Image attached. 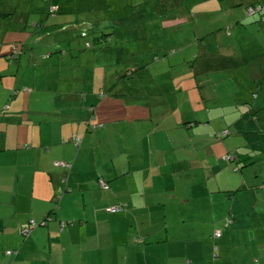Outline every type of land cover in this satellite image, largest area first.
<instances>
[{"label": "crops", "instance_id": "crops-1", "mask_svg": "<svg viewBox=\"0 0 264 264\" xmlns=\"http://www.w3.org/2000/svg\"><path fill=\"white\" fill-rule=\"evenodd\" d=\"M52 1L67 5V0ZM257 1L246 0L245 4ZM16 12L23 13L12 7L6 14ZM179 16L181 19L170 27L181 26L186 15ZM53 25V20L47 25L42 21L31 24L25 17L15 28H7L4 21L0 28L5 53L12 52L14 44L20 49L12 59L16 70L9 73L8 80L0 69V264H264V217L240 220V211L233 213L235 196L229 194L234 191L232 174L211 182V190L229 194L224 202L222 193L216 191L210 207L191 203L181 209L178 198L193 197V187H184L185 182L201 180L202 170L216 178L223 166L219 168L217 156L204 159L194 146L197 142L190 143L194 148L185 151L180 142L159 134L171 129L180 132L184 122L179 116L171 117L168 100L164 104L161 94L156 93L154 99L149 90L153 79H148L141 90H130L129 96L116 92L102 99L94 90H75L80 88L75 81L83 77L77 78L82 75L74 70L64 75L42 73L49 66L73 68L67 61L73 46L64 48L65 54L60 56L64 62L51 55L49 45L46 51L40 48L30 50L26 58L21 55V46L30 35L61 28ZM231 28L233 37L241 34L245 39L248 28L236 23ZM78 32L82 36L83 31ZM93 53L96 56L97 50ZM1 62L5 64L3 59ZM29 68L33 70L30 77ZM27 77L28 84L21 87ZM170 102L176 104L177 100ZM125 108L140 109V137L130 135L131 127L120 113ZM160 110L156 123L152 114ZM152 133L160 137L152 139ZM75 136L81 138L77 147L72 143ZM213 144H218L217 140ZM101 176L107 181L104 188L97 185ZM119 202L127 203V208L106 211ZM210 209L206 221L223 222L224 228L235 221L246 224L247 237L256 246L244 244L246 254L238 248L235 256L226 257L220 252L234 249L231 244L236 230H220L218 237L213 233L211 240L220 246L216 253V244H205L195 228L192 232L184 230L186 224L202 220L198 213ZM30 219L42 223L21 236L20 229ZM61 221L72 224L60 228ZM252 247L255 249L249 250ZM8 250L11 254L6 255Z\"/></svg>", "mask_w": 264, "mask_h": 264}, {"label": "rangeland", "instance_id": "rangeland-1", "mask_svg": "<svg viewBox=\"0 0 264 264\" xmlns=\"http://www.w3.org/2000/svg\"><path fill=\"white\" fill-rule=\"evenodd\" d=\"M245 1L67 0L65 5L52 0H0V28L2 21L7 28H15L24 22L25 17H29V23L38 25L40 21L47 25L53 20V26L60 25L64 32H53L48 36L43 35L45 31L35 36L29 34L31 37L21 46V55L26 58L30 50L40 48L46 51V45L51 41L57 43L56 47L48 50L54 53L69 45L73 46V54L69 55L70 58L67 56V61L73 68L65 65L49 66L44 67L42 73L64 75L74 70L75 74L82 75L76 76L77 78L83 77L82 80L75 81V85L86 91L100 93L102 99L116 95V92L129 96L130 90H141L147 85L148 79H153V87L149 90L154 94V99L157 98L156 93L161 94L164 104L168 100L171 117L179 116L180 121L184 122L180 132L171 129L159 134L174 140L173 142H180L182 150L189 151L195 146L204 159H216L217 156L219 168L223 166L216 178L210 176V171H205V174L202 170L201 180L196 179L182 185L193 187V197L178 198L181 209L189 207L191 203L210 207L216 200V191L222 193L224 198L221 202H224L228 193L211 190V182L221 180L224 174H232L234 191L229 194L235 196L233 213L238 210L242 215L240 220H247L264 217V22L260 20L261 12L247 14ZM51 4L57 6H54L56 10L53 14L50 13ZM12 7L23 13L6 14ZM182 10L185 11L180 13ZM177 11H180L178 16L192 18L181 21L179 27L175 25L165 28L166 24H175V20L167 17ZM10 20L11 25L8 26ZM84 22L90 24V29L82 37L80 32L76 33L77 30L74 32L71 29V24L74 23L75 27ZM235 23L248 28L245 39L241 34L233 37L234 29L231 27ZM115 25L117 26L113 27ZM49 28L52 27L44 30ZM107 30L112 36L106 45L96 42L94 33ZM86 41L91 44L90 47L85 46ZM3 47L0 44V69L8 80L9 73L14 74L16 64L12 63L14 60L9 61L5 57L7 54ZM92 47L97 50L96 56L90 55L91 53L87 55V50L94 51ZM1 59L4 60V65ZM9 62L11 63L6 64ZM81 65L90 67L83 68ZM126 67L134 70L130 77L121 76ZM20 73L22 76L23 67L20 68ZM32 74L33 70L29 68L27 76ZM115 76L116 79L113 78ZM29 77L27 80L23 79L21 87L28 84L26 81ZM67 87L66 84L64 88ZM97 98L100 99L99 95ZM174 98L177 100L176 104L170 102ZM120 113L123 121L131 127L130 135L140 137V109L133 111L125 108ZM160 113L161 110L153 111L156 123ZM147 128L149 129V125ZM199 133L202 135H198ZM159 137L154 133L150 134L152 139ZM78 138L81 139L79 136ZM216 140L218 144H213ZM193 142L197 144L192 146L190 143ZM73 144L77 147V144ZM103 180L106 184L107 181ZM97 185L100 186L98 180ZM59 197L58 195L57 199ZM184 200L188 202L184 204ZM227 201L230 203L231 198ZM116 205L121 206L119 211L127 208L125 202ZM106 211L112 210L108 208ZM211 212L210 209L198 213L202 220L193 225L186 224L184 230L192 232L195 228L205 244L209 241L211 245L215 243L218 250L214 246L213 253L218 252L220 247L218 241L211 240L213 233L236 230L237 235L234 234L231 244L234 249L226 248L220 252L226 257L235 256V249H245L244 244L256 246V242L249 241L247 237L246 224L240 225L235 221L232 226L224 228L223 222L206 221ZM71 224V221H61L60 228ZM37 225L40 223L37 222L34 226ZM135 237L137 241H142L140 236H134L133 239ZM254 249L255 247L249 248L251 251ZM243 253L246 254L244 250Z\"/></svg>", "mask_w": 264, "mask_h": 264}, {"label": "trees", "instance_id": "trees-1", "mask_svg": "<svg viewBox=\"0 0 264 264\" xmlns=\"http://www.w3.org/2000/svg\"><path fill=\"white\" fill-rule=\"evenodd\" d=\"M52 5V7H56L57 8V6L56 5H54V4H51ZM262 5H264L263 4V2H262V0H259V1H257V3H255V4H252V5H249V6H247V12H248V9L251 7L253 10H254V12H253V14L255 13V12H261V14H260V20H261V22H264V20L262 19V16H263V14H264V10L262 11V10H256V8L257 7H259V6H262ZM55 10L56 9H54V10H52V9H50V13L51 14H53L54 12H55ZM179 12L180 11H177L174 15H172V16H169V17H167V19H173V20H176V19H181V16H178V14H179ZM251 14V13H250ZM192 17L191 16H189V17H186L185 19L186 20H190ZM181 22V21H180ZM180 22H177V24L178 23H180ZM171 26V24H166V25H164V27L165 28H168V27H170ZM95 34V37H94V39H95V41L96 42H98L99 44H101L100 42H104V41H107L109 38H111V32H109L108 30L107 31H100V32H97V33H94ZM20 42H21V40H20ZM16 46V52H14V47ZM85 46H87V47H90L91 46V44L88 42V41H86V43H85ZM93 48V50L95 51L96 49H94L95 47H92ZM75 49V48H74ZM73 49L71 48V49H69V53H68V57H69V55H72L73 54V51H72ZM78 51L80 52L81 50H80V48L78 49ZM88 51V50H87ZM56 52H58V53H56ZM55 53L54 52H51V55L52 56H57V57H59V56H62L63 54H65V49L64 50H62V51H56ZM84 53H85V51H83ZM90 52V51H89ZM20 54V49H19V47L17 46V44H14L13 45V47H12V52H10L8 55H7V58L9 59V60H12V59H14V58H17V56ZM34 54H35V52H34ZM38 55V54H37ZM90 55H94V53H93V51L91 50V54ZM39 56H41L42 57V55L41 54H39ZM70 58V57H69ZM60 59L61 60H63V58L62 57H60ZM66 61V60H65ZM127 68V67H126ZM134 72V70L133 69H131V67L130 68H127L126 69V71L125 72H123V75H121V76H126V77H130L131 76V74ZM2 76V74H0V77ZM123 78V77H122ZM79 89H81V88H75V90H79ZM14 91V90H13ZM15 92V91H14ZM98 94V93H97ZM99 95H100V93H99ZM2 111V110H1ZM245 120H247V116H246V118H245ZM252 123H253V121H251ZM250 134H252L253 135V133H250ZM56 201H57V199H56ZM31 220V219H30ZM29 220V221H30ZM35 220V219H34ZM44 220H47V218H44ZM36 221V220H35ZM40 224L42 223V221H40L39 222ZM232 222H230V224H231ZM29 226V224L27 225V226H24V227H22L21 229H20V231L23 229V228H25V227H28ZM225 227H229V224H227ZM21 234V236H25L23 233H20ZM11 254V253H10ZM8 255V254H7Z\"/></svg>", "mask_w": 264, "mask_h": 264}, {"label": "built area", "instance_id": "built-area-1", "mask_svg": "<svg viewBox=\"0 0 264 264\" xmlns=\"http://www.w3.org/2000/svg\"><path fill=\"white\" fill-rule=\"evenodd\" d=\"M262 2H263V4H264V0H262ZM51 9L54 10V7H51ZM256 10H262V11H263V10H264V5L257 7ZM253 12H254V10L250 7V8L248 9L247 14H250V13H253ZM262 19L264 20V14H263V16H262ZM13 50H14V52H16V46L14 47ZM79 142H80V139H79L78 137L75 136V137L73 138V143H75V144H77V146H79ZM98 182L100 183V186H101V187H105V186H106V184H105V182H104V180H103L102 178H98ZM109 209H110V210H118V209H121V206H119V205H114V206L110 207ZM36 223H37V222H36L34 219H31V220L29 221V226L23 228V229L21 230V233H23L24 235H27V234L30 232V227L34 226ZM227 224H228V223H227ZM214 235H215V237H218V236H220V232L217 231V232L214 233ZM6 252H7V254H10V253H11V251H9V250L6 251Z\"/></svg>", "mask_w": 264, "mask_h": 264}, {"label": "water", "instance_id": "water-1", "mask_svg": "<svg viewBox=\"0 0 264 264\" xmlns=\"http://www.w3.org/2000/svg\"><path fill=\"white\" fill-rule=\"evenodd\" d=\"M116 21H117V20H116ZM71 26H72L71 29L74 30V32H75V30H82V31H83V32L81 33L82 36L85 35V31H86L87 29H90V24H89V23H82V24L76 25L75 27H74V25L71 24ZM115 26H117V25H115ZM61 30H62V27H61L60 29H56V30H54V31L44 32L43 35H44V36H48L49 33L52 34L53 32H64V31H61ZM56 44H57V43H56L55 41H51V42H48V43H47V45H49L50 47H51V46L54 47ZM47 45H46V46H47ZM55 47H56V46H55Z\"/></svg>", "mask_w": 264, "mask_h": 264}, {"label": "bare ground", "instance_id": "bare-ground-1", "mask_svg": "<svg viewBox=\"0 0 264 264\" xmlns=\"http://www.w3.org/2000/svg\"><path fill=\"white\" fill-rule=\"evenodd\" d=\"M10 251V250H9Z\"/></svg>", "mask_w": 264, "mask_h": 264}, {"label": "clouds", "instance_id": "clouds-1", "mask_svg": "<svg viewBox=\"0 0 264 264\" xmlns=\"http://www.w3.org/2000/svg\"><path fill=\"white\" fill-rule=\"evenodd\" d=\"M51 9V8H50Z\"/></svg>", "mask_w": 264, "mask_h": 264}]
</instances>
